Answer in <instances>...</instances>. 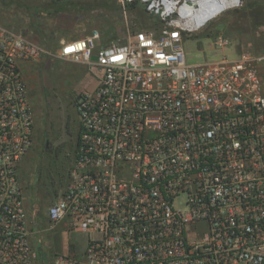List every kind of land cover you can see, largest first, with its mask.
I'll return each instance as SVG.
<instances>
[{
    "label": "built area",
    "instance_id": "2783aa9c",
    "mask_svg": "<svg viewBox=\"0 0 264 264\" xmlns=\"http://www.w3.org/2000/svg\"><path fill=\"white\" fill-rule=\"evenodd\" d=\"M117 1L123 37L94 27L55 50L0 23V264H264V50L189 63L192 1ZM132 5L153 23L132 27ZM51 57L98 85L76 102L69 180L43 209L23 181L36 143L25 65ZM64 220L97 234L81 255L37 246Z\"/></svg>",
    "mask_w": 264,
    "mask_h": 264
},
{
    "label": "rangeland",
    "instance_id": "374dc122",
    "mask_svg": "<svg viewBox=\"0 0 264 264\" xmlns=\"http://www.w3.org/2000/svg\"><path fill=\"white\" fill-rule=\"evenodd\" d=\"M132 27L153 23L140 7L131 8ZM0 23L21 30L27 37L54 50L63 39H74L94 27L111 37L127 31L117 0H0ZM219 35L229 40L225 48L215 42ZM189 63L203 64L235 57L243 49L264 50V0H242L240 6L222 12L206 25L185 36ZM26 78L36 116V143L27 157L23 181L40 197L42 208L65 190L79 139L76 102L98 85L96 71L74 62L47 58L28 68ZM46 231L37 244L48 255H81L96 233L69 227L64 220Z\"/></svg>",
    "mask_w": 264,
    "mask_h": 264
},
{
    "label": "bare ground",
    "instance_id": "6f19581e",
    "mask_svg": "<svg viewBox=\"0 0 264 264\" xmlns=\"http://www.w3.org/2000/svg\"><path fill=\"white\" fill-rule=\"evenodd\" d=\"M196 6L193 10V15L186 14L185 16L191 20L194 26H204L214 18L218 17L225 10L240 6L242 0H190Z\"/></svg>",
    "mask_w": 264,
    "mask_h": 264
},
{
    "label": "trees",
    "instance_id": "16d2710c",
    "mask_svg": "<svg viewBox=\"0 0 264 264\" xmlns=\"http://www.w3.org/2000/svg\"><path fill=\"white\" fill-rule=\"evenodd\" d=\"M134 7H136V6H135V5H132V6H131V8H134Z\"/></svg>",
    "mask_w": 264,
    "mask_h": 264
}]
</instances>
